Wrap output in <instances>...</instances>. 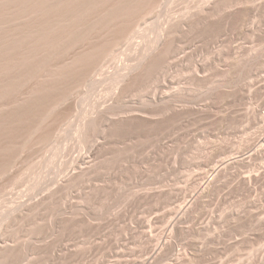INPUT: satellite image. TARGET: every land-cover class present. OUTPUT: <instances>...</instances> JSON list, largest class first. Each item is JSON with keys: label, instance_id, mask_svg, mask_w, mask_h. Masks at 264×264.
I'll return each instance as SVG.
<instances>
[{"label": "rangeland", "instance_id": "374dc122", "mask_svg": "<svg viewBox=\"0 0 264 264\" xmlns=\"http://www.w3.org/2000/svg\"><path fill=\"white\" fill-rule=\"evenodd\" d=\"M263 114L264 0H0V264H264Z\"/></svg>", "mask_w": 264, "mask_h": 264}, {"label": "bare ground", "instance_id": "6f19581e", "mask_svg": "<svg viewBox=\"0 0 264 264\" xmlns=\"http://www.w3.org/2000/svg\"><path fill=\"white\" fill-rule=\"evenodd\" d=\"M253 113L255 114V115H257V110H253ZM264 116V114L261 116V117H263ZM259 143V144H258ZM264 148V134H262L261 135V138L257 141V143L254 145V146H251V147H249V148H247V153H248V157H246V158H251L252 159V157H254L257 153H259V151H261L262 149ZM245 152H243V154H244ZM242 155V154H241ZM241 155H238L240 158H242V156ZM237 156V157H238ZM244 156V155H243ZM239 159V158H238ZM237 159V160H238ZM240 160H245V156H244V159L242 158V159H240ZM229 161V160H228ZM227 161V162H228ZM234 161H236V160H234ZM249 161V160H248ZM248 161H247V163H248ZM226 162V161H225ZM230 163H231V161H229ZM239 162V161H238ZM242 162V161H241ZM249 162H251V161H249ZM223 163V162H222ZM229 163V164H230ZM235 162H233V164H234ZM237 163V162H236ZM243 163V162H242ZM241 163V164H242ZM246 163V162H245ZM245 163H243V164H245ZM224 164V163H223ZM233 164H231V166L233 165ZM225 165V164H224ZM235 165V164H234ZM237 165V164H236ZM240 165V164H239ZM227 166V165H226ZM238 166V165H237ZM241 166H243V165H241ZM246 166H247V164H246ZM224 167V166H223ZM222 167V168H223ZM230 167V166H229ZM236 167V166H235ZM239 167V166H238ZM245 167V166H244ZM222 168H220V169H222ZM225 168H228V167H224V169ZM219 169V168H218ZM217 170V169H216ZM226 170V169H225ZM224 170V171H225ZM222 170H218V171H216L215 172V170H212V172L210 173V175H209V177H207L206 179H209L208 180V183H206V185L204 186V187H202V189H201V194H202V192L204 191V190H206L205 188H208V186H210L209 184L210 183H212V182H214V179L216 180V176H217V173L219 174V172H221ZM237 171H239L238 173H237V175H238V179H239V181L242 183V184H244V185H247V186H250L251 185V183H252V181H260V184H261V186H262V191H263V193H264V167H263V170H247V172L246 171H243V170H237ZM223 172V171H222ZM225 173V172H224ZM246 173V174H245ZM222 175H224V174H222ZM225 176V175H224ZM221 177V176H220ZM201 188V187H200ZM209 189V188H208ZM194 195V194H193ZM193 195H192V197H193ZM198 195H200V194H198ZM197 196V195H196ZM195 201V200H194ZM192 203V202H191ZM257 221H259V222H264V204L262 205V212H260V213H257ZM172 226V225H171ZM175 226V224L172 226V227H174ZM171 231V230H170ZM173 231V230H172ZM171 231V232H172ZM165 234H167V233H165ZM162 236H166V235H162ZM169 237V236H168ZM168 238H166V239H164L163 240V237L162 238H160L159 237V241H158V246H161V248H163V247H165L169 242H168V240H167ZM170 239V238H169ZM169 245V244H168ZM171 247V246H170ZM171 250V249H170ZM155 253H160V252H157V248L154 250V253L153 254H155ZM264 258V257H263ZM263 260V259H262Z\"/></svg>", "mask_w": 264, "mask_h": 264}]
</instances>
